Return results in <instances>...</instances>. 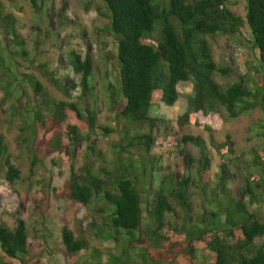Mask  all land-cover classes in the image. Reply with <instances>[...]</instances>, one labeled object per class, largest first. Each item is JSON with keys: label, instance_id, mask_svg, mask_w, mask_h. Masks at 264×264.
<instances>
[{"label": "trees", "instance_id": "1", "mask_svg": "<svg viewBox=\"0 0 264 264\" xmlns=\"http://www.w3.org/2000/svg\"><path fill=\"white\" fill-rule=\"evenodd\" d=\"M102 1L110 13L109 30L118 44L121 87L120 91L111 87V102L124 120L148 130L139 128L136 134H130V126H126L127 147L140 148L143 155L139 159L127 162L119 159L111 170L97 169L89 162L79 173L73 167L70 177L56 191L57 196L69 202L62 227L67 252L91 250L95 259L100 258V251L75 223L83 207L96 205L104 220L93 217L91 226L97 238L116 243V253L109 254L113 264H128L137 251L144 264H164L174 253L168 249L175 243L170 230L186 235L185 240L178 242L190 264H198L200 242L211 254L210 264H264V243L255 241L264 236V217L252 212L229 186L236 177L231 167L236 154L231 136L222 143L211 139L219 154V171L215 174L216 186L208 192L213 155L207 140L194 135L181 139L170 136L168 142L162 137L155 138L154 129L161 118L152 113L158 105L173 106L180 97L179 84L184 81L194 84L187 110L179 118L184 124L207 123L209 130L220 129L226 119H236L264 104V75L256 89L250 87L244 76L227 86L217 81V74L230 76L232 69L217 63L209 40L212 34H241L242 28L249 25L253 47L259 52V67L264 70V0H246L245 18L230 8V0ZM19 23L18 16L7 11L0 0V34L10 37L15 54L29 59L31 51ZM72 63L75 72L81 74L83 93H93L96 74L93 59L72 51ZM50 74L58 91L69 95L71 88ZM24 76L41 100L38 108L26 111L33 113L38 127L52 134L47 140L48 147L63 149L67 145L65 133L73 145L85 139L78 126L67 125L72 112L85 117L93 131L99 127V109L95 105L85 108L84 115L77 103L56 98L36 75ZM77 86L73 81L72 89ZM164 143H192L203 154L200 181L205 194L210 195L211 210L201 218L193 216L191 184L196 180L192 174L189 172L176 181L173 174L162 171V157L153 149ZM1 167L6 168V177L12 184L22 179V171L9 155L2 135ZM259 179L264 182L263 175L252 173L245 187L256 200L261 195L255 189V185L262 183ZM143 240L146 243L140 244ZM0 243L8 257L22 264H48L40 253L32 252L24 219L15 228L0 225ZM0 264L12 263L0 260Z\"/></svg>", "mask_w": 264, "mask_h": 264}, {"label": "rangeland", "instance_id": "2", "mask_svg": "<svg viewBox=\"0 0 264 264\" xmlns=\"http://www.w3.org/2000/svg\"><path fill=\"white\" fill-rule=\"evenodd\" d=\"M2 1L7 11H13L18 16L19 29L28 42L31 55L27 59L15 54L10 37L0 34V136L5 137L9 155L22 171V179L12 184L6 177V168H0V225L15 228L19 220L24 219L29 228L32 252L40 253L42 260L48 264H93L97 261L113 264L109 254L116 253V243L97 238L91 226L93 217L104 220L96 205L83 207L75 223L80 233L87 236L100 251V258L95 259L91 250L77 254L67 252L62 227L69 202L56 193L72 174L73 167L79 173L89 162L97 169L111 170L119 159L127 162L143 155L140 148L127 147L126 126H130V134H136L139 128L141 131L148 128L131 125L124 120L110 98L111 87L120 91L121 83L118 44L109 30L108 8L102 0ZM230 2V8L245 18L246 0ZM209 40L217 63L232 69L230 76L217 74L218 82L227 86L244 76L251 88L256 89L261 85L264 70L259 67V52L253 47L249 25L242 28L241 34H212ZM72 51L83 58L90 56L93 59L96 66L93 93H83L81 74H77L73 67ZM49 71L71 88L69 95L58 91ZM24 74L36 75L56 98L77 103L84 115L87 114L85 108L95 105L99 109V127L93 131L85 117L72 112L67 125L78 126L85 139L73 145L65 133L67 145L63 149L48 147L47 140L52 134L38 127L34 123L33 113L26 111L27 108H38L41 100ZM73 81L78 84L75 89H72ZM193 87V82H181L178 87L180 97L173 106L161 104L153 108V115L161 118L154 129L155 138L162 137L166 142L170 141V136L177 139L186 135L205 138L213 155L207 189L211 192L216 186L215 174L219 171V154L212 146L211 139L222 143L231 136L232 146L236 150L235 162L231 167L236 177L229 186L235 196L249 205L252 212L264 217V182L259 179L261 185H255L261 194L258 200L245 191L252 173L264 176V104L236 119H226L220 129L209 130L207 123L184 124L179 120L194 94ZM224 114L227 115L226 112ZM92 146H95L94 150ZM153 152L162 157V171L165 174H173L178 181L190 172L196 180L191 184L194 218H201L211 210L210 195L205 194L200 181L201 150L192 143H164L156 145ZM169 233L175 243L168 249L174 253H170L172 256L164 264H190L179 244L186 235L175 234L171 230ZM255 241L264 243V236L257 237ZM198 247L197 263L210 264L211 254L206 251L205 244L200 242ZM136 254L128 264H144L140 255ZM173 254L177 255L174 259ZM0 260L22 264L20 260L8 257L1 243Z\"/></svg>", "mask_w": 264, "mask_h": 264}]
</instances>
